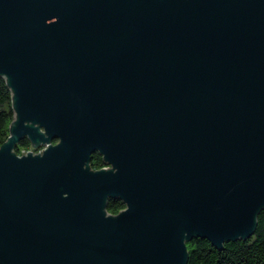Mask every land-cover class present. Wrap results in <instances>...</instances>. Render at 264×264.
I'll list each match as a JSON object with an SVG mask.
<instances>
[{
	"label": "water",
	"instance_id": "water-1",
	"mask_svg": "<svg viewBox=\"0 0 264 264\" xmlns=\"http://www.w3.org/2000/svg\"><path fill=\"white\" fill-rule=\"evenodd\" d=\"M0 77V264H187L255 233L264 0H0Z\"/></svg>",
	"mask_w": 264,
	"mask_h": 264
},
{
	"label": "trees",
	"instance_id": "trees-1",
	"mask_svg": "<svg viewBox=\"0 0 264 264\" xmlns=\"http://www.w3.org/2000/svg\"><path fill=\"white\" fill-rule=\"evenodd\" d=\"M15 119L13 94L5 78L0 77V148L10 136V126ZM32 150L31 142L25 138L16 148L18 155ZM93 170L104 167L103 157L99 153L92 156ZM125 209L121 200L111 199L107 211L116 215ZM189 260L187 264H264V210L258 218L255 233L247 240L225 243L219 249L209 240L195 238L187 244Z\"/></svg>",
	"mask_w": 264,
	"mask_h": 264
},
{
	"label": "built area",
	"instance_id": "built-area-1",
	"mask_svg": "<svg viewBox=\"0 0 264 264\" xmlns=\"http://www.w3.org/2000/svg\"><path fill=\"white\" fill-rule=\"evenodd\" d=\"M39 152H42V150H41V151H39ZM24 154H26V152H25Z\"/></svg>",
	"mask_w": 264,
	"mask_h": 264
}]
</instances>
